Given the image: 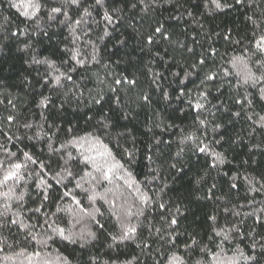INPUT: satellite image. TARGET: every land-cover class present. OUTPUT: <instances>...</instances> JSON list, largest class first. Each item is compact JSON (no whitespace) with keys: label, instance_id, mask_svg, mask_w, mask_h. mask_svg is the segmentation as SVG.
I'll return each instance as SVG.
<instances>
[{"label":"snow or ice","instance_id":"snow-or-ice-1","mask_svg":"<svg viewBox=\"0 0 264 264\" xmlns=\"http://www.w3.org/2000/svg\"><path fill=\"white\" fill-rule=\"evenodd\" d=\"M162 2L173 3V0H162ZM254 2L255 0H248V6L251 7ZM122 3L124 7L115 6L114 0L112 6L109 0H9L10 7L33 26L31 31L27 26L24 28L17 26V31H13L11 35L28 37L29 39L20 49L27 51L33 47L30 37L41 34L49 36V30L54 27L57 30L67 29L68 35L65 37L67 44L63 49L66 59L57 65L55 60L34 55L31 61L36 66H45L43 73L38 72L43 81V87H48L56 93L63 91V94L67 96L72 87H77L73 73L78 68L86 69L91 63H100L96 41L91 38L92 33L99 28L101 34L97 36V40L103 41L105 37L111 35L109 27L115 30L123 19L125 9L139 8L140 12L146 14L159 7L161 0H122ZM244 4L245 0H234V3H228V0H208L205 7L211 5L214 10L223 11L226 8ZM177 6L182 7L183 5H180L177 0ZM73 9H75V14H73ZM188 15L192 16V12L188 11ZM4 19L7 21L8 17ZM246 19L253 26L251 39L248 40L246 46L242 44L241 39L232 40L230 34L224 37L232 44L241 45V52L229 56L225 61L228 67L223 65L215 68L209 67L208 60L219 55L217 49L210 47L187 68L177 65L181 71L171 73L181 85L177 89L176 99L179 101L183 97H188L184 102L188 110L196 113L193 117L195 130L185 132L181 129L179 144L182 147L176 155L180 156L185 151L183 145L190 144L195 152L212 157L213 163L210 167L213 169H218L227 162L226 155L213 147L214 144L222 142L223 136L206 142L197 135V132L206 130L211 123L200 114L208 111L215 116L212 109H217V105L212 104L210 99L213 97V88L217 94L215 98L218 99L220 95H223L224 84L227 82L231 85V80L228 78H234L237 95L233 103L239 106V110L232 111L224 106L223 101L220 102V107L225 112H230L233 117L238 118L244 114L255 126L252 129L253 132L257 128L264 131V114L254 111V102L257 99L264 102V9L258 17L249 15ZM133 31L138 37L143 36L139 30L133 28ZM159 40L170 41V36L162 22H158L147 36H143L144 47L151 51L150 46L157 44ZM120 43L123 44L124 41ZM84 47H90L92 52L85 53ZM180 47L186 48L185 45H180ZM186 50L189 53L194 52L193 48H186ZM155 55L159 56V52ZM149 71L152 70L149 69ZM192 77L199 80L194 91L195 100L192 99V90H188L186 83V81L190 82ZM161 79H163L161 73L152 72V83L158 90H160L158 81ZM136 84L137 79H129L121 74L113 78L109 91L118 93L124 85L135 87ZM162 97L165 101L171 98L169 92L163 90ZM140 99L146 105L152 103L148 93H144ZM103 100L104 96L99 94L98 98H93V102L97 105H101ZM3 103L4 100L0 99V104ZM51 103V97L41 93L36 106L41 110H47ZM114 103L119 106L118 95ZM7 104L13 109L16 108L12 99H8ZM209 104H211V109L207 107ZM180 111L184 112L185 109ZM40 115L43 118L41 124L34 125L25 120L20 127L26 132H31V135L23 138L44 142L50 157L48 162L39 160L23 149L19 150V155L16 151H11L7 144L14 140L19 141L22 137L10 135L8 131L0 128V134L5 137V142L0 143V152H3L5 157L0 159V252L5 251V245L8 248L13 247L8 243V238L2 235L4 230L11 231L15 227L24 236L23 245L19 250L4 255L0 258V264L4 262H10V264H73V260L59 250L53 257L51 251L44 249L49 247V241L55 244L58 240L68 244H79L81 249H85L92 241L97 240V232L91 229L77 231L76 225L81 223L82 217H87L95 223L99 230H104L105 224L98 218L105 215V212L101 211L103 205H108V213L115 221L113 225L115 231L108 232L112 241L108 245L109 248L119 247L125 242H134L142 255L152 258L153 264H264V231H257L258 227L264 229V201L260 202V206H255L254 196L250 199L246 198L248 204L253 205L249 210H243L245 204L229 206L230 202L226 201L222 207L223 223H221L219 211L214 210L206 217L210 222V234L207 235L206 241L204 238L197 239L196 235H190L188 239L179 242L180 236L183 235L177 231L178 215H183L180 207L176 206L173 211L172 207L162 201L158 193L155 196L150 195V185L160 179L158 170L150 168L149 171L153 173L151 179L145 175L144 181L138 180L134 174L133 166L138 162L139 149L135 146L136 137L132 129L125 127L123 131H116L114 136L113 132L117 124L108 114L102 112L91 130L83 131L81 134L74 126L62 129L59 124L49 123L45 111H41ZM121 118L128 119L126 115ZM93 119V116L86 118L87 121ZM16 120L17 116L11 114L6 117L9 126ZM221 127L219 123H214L212 131L218 132ZM122 138L126 142L130 138L132 147H125L121 143ZM154 139L156 144L161 143L159 139ZM51 157H55V170L52 168ZM145 159L155 163L151 155H146ZM170 167L176 168L177 165L173 163ZM49 174L55 186L62 189L58 199L52 201L55 205L54 211L48 209L51 192L54 190V184L49 182ZM30 180L35 182L34 199H32L35 206L26 208L28 203L26 198L32 197V192L29 191ZM241 183L246 186L248 193L264 194V173L254 175L237 172L230 178V190L237 189ZM70 184L73 187L70 188ZM105 185H112V187ZM100 187L104 188L103 192L98 190ZM215 187L216 185L213 184L209 191L211 192ZM121 189L124 191H120ZM76 190L84 194L89 203L88 208H85L81 199L77 197ZM125 192L132 197L131 202ZM109 194L114 199H109ZM216 199L222 198L217 197ZM66 200H70L71 203H62ZM117 200L121 201L119 206H117ZM98 202L102 204L97 206ZM154 205L159 209L158 218L150 215ZM25 211L31 215L25 216ZM247 220H251L252 224L249 230L245 231ZM246 239L250 240V243L243 245ZM17 243L21 242L17 241ZM153 243L159 244V247L155 249V253L159 254V259L153 254ZM29 245H32L31 250H29ZM97 261V257H89V264H97ZM139 261L140 257L133 256L123 264H139ZM103 264H117V261H104Z\"/></svg>","mask_w":264,"mask_h":264},{"label":"trees","instance_id":"trees-1","mask_svg":"<svg viewBox=\"0 0 264 264\" xmlns=\"http://www.w3.org/2000/svg\"><path fill=\"white\" fill-rule=\"evenodd\" d=\"M178 3L183 6L178 7L177 0H173V3H163L161 0L159 7L146 14L140 12L139 8L136 10L125 9L123 19L115 30L111 26L109 27L111 35L105 37L103 41L97 40V36L101 34L100 29L97 28L91 38L96 41L100 63H91L86 69L78 68L73 73L77 87H72L65 96L63 91L56 93L48 87L42 86L43 81L38 72L43 73L45 66H36L31 61L34 55L55 60L57 65L66 59L63 49L67 44L65 40L68 35L67 29L57 30L54 27L49 30V36L42 34L32 36L30 39L33 47L27 51H21L20 49L29 38L13 37L11 33L17 31V26L20 28L27 26L29 31L33 26L14 8L10 7L9 0H0V99L4 100V103L0 104V128L8 131L10 135L22 137L19 141L14 140L7 144L11 151H16L19 155V150L23 149L32 153L39 160L48 162L50 157L43 141L36 142L23 138L26 135H31V132H26L20 127L25 120L39 125L43 122L40 113L45 111L49 123L59 124L62 129L74 126L82 134L83 131L91 130L92 125L96 123L102 112L108 114L117 124V128L113 132L114 136L116 131H123L126 127L132 129L136 137L135 146L139 149L138 162L133 166L136 178L144 181L145 175H147L151 179L153 173L149 169H157L160 179L150 185V195L155 196L158 193L162 201L172 207L173 211L176 206L180 207L183 215H178L177 231L183 235L180 236L179 242L188 239L190 235H196L197 239L204 238L206 241L207 235L210 234V222L206 217L214 210L219 211L220 220L223 223L222 207L226 201L230 202L229 206L245 204L243 210H249L253 206L248 204L246 198L250 199L254 196L255 206H260V202L264 201V194L248 193L246 186L242 183L237 189L230 190L229 186L231 176L237 172L254 175L264 173V131L257 128L253 132L252 129L255 126L244 114L238 118L233 117L230 112H225L220 107V102L223 101L224 106L232 111L239 110V106L233 103L237 95L234 87L236 81L229 77L231 85L227 82L224 84L223 95H220L218 99L215 98L217 95L215 88L212 89L213 97L210 99L219 110L212 109L215 116L208 111L201 113L200 115L211 123L206 130L197 132V135L205 139L206 142L223 136L222 142L214 144L213 147L226 155L227 162L218 169H213L210 167L213 163L212 157L195 152L190 144L183 145L185 151L177 156L176 153L182 147L179 144L181 129L185 132L195 130L193 117L196 113L188 110L187 104L184 102L188 97H183L179 101L176 99L177 89L181 85L171 73L181 71L177 65L187 68L201 54H205L210 47L217 49L219 55L208 60L209 67L215 68L220 65L228 67L225 61L229 56L239 54L241 45H235L231 41L225 40V35L230 34L232 40L241 39L242 44L246 46L253 31V26L246 17L249 15L258 17L261 10L264 9V0H255L251 7L248 6V0H245L243 6L235 5L223 11L214 10L211 5L205 7L208 0H178ZM228 3H234V0H228ZM109 4L112 6L113 0H109ZM114 5L124 7L122 0H114ZM188 11L192 12V16L188 15ZM73 14H75V9H73ZM4 17H8V20L5 21ZM158 22L164 23L171 42L159 40L157 44L150 46L151 51H149L144 47L143 36L151 33ZM133 28L139 30L143 36L138 37ZM120 41H124V43L121 44ZM180 45L193 48L194 52L189 53L186 48H182ZM83 51L90 54L92 49L84 47ZM156 52H159V56L155 55ZM152 72H159L163 75V79L158 81L160 90L152 83ZM121 74L126 75L129 79H137L136 86L124 85L118 93L110 92L109 85L113 78ZM186 83L188 90H192V99L195 100L194 91L199 80L192 77L190 82L186 81ZM162 90L169 92L171 97L169 100L163 99ZM250 91L252 90L250 89ZM41 93L52 99L47 110H41L36 106ZM144 93L150 94L152 100L150 105L141 101L140 97ZM98 94L104 96L101 105L93 102V98H98ZM117 95L120 98L119 106L114 103ZM8 99L13 100L16 105L15 109L7 104ZM254 103V111L264 114L262 111L264 102L257 99ZM207 107L211 109V104ZM181 109H185V111L181 112ZM9 114L17 116L16 122L11 126L6 121ZM124 115L128 117L127 120L121 118ZM87 116H93L94 119L87 121ZM214 123L222 125L218 132L212 131ZM157 125L159 126L157 127ZM169 125L172 127H168ZM149 129L152 131H148ZM154 138L159 139L161 143L156 144ZM4 142L5 137L0 134V143ZM121 143L125 147H132L130 138L127 142L122 138ZM146 155H151L155 163L145 159ZM4 158L3 152H0V159ZM51 160L53 161L52 168L55 170V157H51ZM173 163L177 165L176 168L170 167ZM50 175L49 182L54 184ZM213 184L216 187L210 192L209 189ZM105 186L112 187V185ZM69 187L71 188L73 185L70 184ZM34 188L35 182L30 180L29 191L32 192V197L26 198L28 199L26 208L35 206L32 203ZM98 190L103 192L104 188L100 187ZM61 191L62 189L54 184L48 204L49 210H55L52 201L58 199ZM76 195L81 199L84 207L88 208L89 203L84 194L76 190ZM125 195L128 196V193L125 192ZM209 196L212 198L209 199ZM217 197L222 199H216ZM109 199H114V197L109 194ZM128 199L131 202L132 197L128 196ZM62 203L67 204L71 201L66 200ZM116 203L119 206L121 201L117 200ZM101 204L102 202H98L97 206ZM101 211H104L105 215L98 218L105 224L104 230H99L95 223L87 217H82L81 223L76 225L77 231L91 229L97 232V240L92 241L85 249H81L79 244H68L58 240L55 244L49 241V247L44 250L51 251L53 257L59 250L68 255L73 260V264H89V257H97V264L113 260L117 261V264H123L133 256L140 257L139 264H153L152 258L142 255L134 242H125L119 247H108L112 243L108 232L115 231L113 228L115 221L108 213V205H103ZM159 214V209L154 205L150 215L158 218ZM24 215L28 216L31 213L25 211ZM251 224L252 221L247 220L244 230L248 231ZM37 230L40 231V229ZM257 231H264V229L258 227ZM2 235L8 238V243L13 247L8 248L5 245V251L0 252V258L11 254L14 250L18 251L23 245L24 236L15 227L11 231L4 230ZM17 241L21 243L18 244ZM249 243L250 240L246 239L243 245ZM31 247L32 245H29V250ZM36 247L39 246L36 245ZM158 247V243L152 244L153 254L157 259L160 258L159 254L155 253V249ZM4 264H10V262H4Z\"/></svg>","mask_w":264,"mask_h":264}]
</instances>
